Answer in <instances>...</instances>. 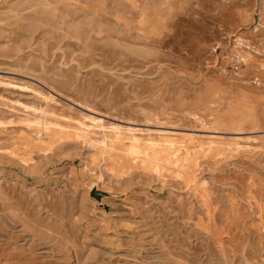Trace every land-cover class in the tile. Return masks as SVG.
<instances>
[{
	"label": "rangeland",
	"instance_id": "rangeland-1",
	"mask_svg": "<svg viewBox=\"0 0 264 264\" xmlns=\"http://www.w3.org/2000/svg\"><path fill=\"white\" fill-rule=\"evenodd\" d=\"M0 264H264V0H0Z\"/></svg>",
	"mask_w": 264,
	"mask_h": 264
}]
</instances>
